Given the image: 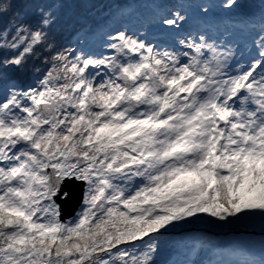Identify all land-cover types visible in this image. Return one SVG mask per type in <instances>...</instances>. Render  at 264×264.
<instances>
[{
	"label": "snow or ice",
	"instance_id": "obj_1",
	"mask_svg": "<svg viewBox=\"0 0 264 264\" xmlns=\"http://www.w3.org/2000/svg\"><path fill=\"white\" fill-rule=\"evenodd\" d=\"M22 2L11 20L0 4V264H157L181 222L264 220V0L258 21L240 0L197 5L199 30L174 5L156 20L172 46L120 27L100 55L55 47L54 6ZM72 182L82 209L64 223ZM225 251L207 264H264L243 242Z\"/></svg>",
	"mask_w": 264,
	"mask_h": 264
},
{
	"label": "rangeland",
	"instance_id": "obj_2",
	"mask_svg": "<svg viewBox=\"0 0 264 264\" xmlns=\"http://www.w3.org/2000/svg\"><path fill=\"white\" fill-rule=\"evenodd\" d=\"M260 0H240V2L242 4H244L246 7L248 5L251 6H255L257 5L259 7ZM170 2H172L173 6H178L183 4L185 6V14L188 16V24L185 25V27L191 28L193 30H199L202 26H203V18L198 14V10H197V5L200 4H205V5H209V4H218L220 3V0H171ZM172 6V8H173ZM165 10L164 12H166L168 9L166 6H156V8L152 9V13H154L156 16H159V11L161 10V8H164ZM245 7V8H246ZM260 8V7H259ZM260 10L255 9L254 13L248 12V16L254 20V21H258L259 20V16H260ZM163 12V13H164ZM259 13V14H257ZM92 16V15H91ZM90 16V17H91ZM145 15H143L144 17ZM88 17L89 22H93V19H95L97 16H92L91 18ZM131 17H133V15H131L129 18H126L124 15H122V17H120V20L118 21H114V24H116L113 28H128L134 32H137L138 34L147 37V39L151 40L154 43H157L159 45H161L162 47H170L174 44L175 40L177 39L176 37L173 36V34L171 32L168 31H162L163 34L161 36L158 37H151L149 34H147V32H149L151 29L153 28H158L156 23H151L148 24V26H144L142 27V29H140V25H133L129 23V20L132 19ZM143 17L141 19H143ZM218 18L219 20L215 19ZM210 19L212 21L215 22V24L217 25V27H213L211 29V34L214 36H218L219 33L221 31L224 30V26L225 24H227V18L224 17V12L219 9V8H213L212 9V14L210 16ZM143 21V20H141ZM149 25H152L154 27H151ZM148 27V29H147ZM216 29V31H215ZM110 30V31H113ZM109 31V32H110ZM108 32V33H109ZM246 37H247V33L243 32V33H237V38L239 39L240 44L243 46L246 43ZM57 38H62V36H58ZM107 38V34L104 35L102 38L94 40L93 42V46L95 47L96 50L94 52H92L93 54L96 55H100V54H105L106 53V48H105V40ZM83 43V40L81 41V45ZM85 44V43H84ZM64 47H71V48H80L79 44H74V42H69L64 44ZM86 48V47H85ZM90 48V47H89ZM87 49L86 51H89L90 49ZM90 52V51H89ZM29 66H31V61L29 62ZM32 75L31 73L28 74V77ZM21 78V77H20ZM23 79V78H21ZM26 79V78H25ZM26 81L23 84H21V86H25L26 85ZM82 208V205H81ZM74 217V216H73ZM70 218L68 221H65L66 218H64L63 220H61L64 223H67L69 221H72L74 218ZM214 219V218H213ZM216 224H211L212 228L211 229H207V228H201L200 233L201 236L198 237V240L196 241L195 244H197L196 248L200 249V253L199 256L197 257V261L198 264H207V261L209 259H216V250H217V244H219V242L221 243L222 241H220L222 238L225 240H230L232 244L236 243V242H246V240L248 239V234L249 232L253 231V236L250 239V244L253 247L252 251H251V255L253 258L259 260L262 257H264V250H262L261 244L262 242H264V220H261L259 217L256 218H252V219H242L240 221H236L232 224H227L224 222H219L216 221ZM245 226H249L248 229L245 230ZM256 226H259V228H257V230H253V228H256ZM179 227V229H183L185 228V224H183L182 222L177 226V228ZM227 228V230L223 233L222 231L223 228ZM172 228H170V230L168 232H165L161 242H160V254L157 258V262L158 261H163V259L165 258V256L168 254V250H170L172 247L169 244L168 246H166V244L168 243L169 239H174L175 241V237H173L174 232L171 231ZM212 232V233H211ZM214 242L215 244V248L209 249L207 247V242ZM248 242V240H247ZM175 243H178L175 241ZM179 244V243H178ZM245 245V244H244ZM233 251H235V249H233ZM227 253V252H226ZM226 258H234V257H230L228 256V254H226Z\"/></svg>",
	"mask_w": 264,
	"mask_h": 264
},
{
	"label": "trees",
	"instance_id": "obj_3",
	"mask_svg": "<svg viewBox=\"0 0 264 264\" xmlns=\"http://www.w3.org/2000/svg\"><path fill=\"white\" fill-rule=\"evenodd\" d=\"M149 1L151 0H48V2L54 6V23L51 28V34L55 37V40L52 41V44L59 48L61 45L64 46L65 43H68V41L74 42V44H79L82 40H84V42L86 40L89 41V36L92 32L100 27H108L110 20H113L116 15L122 13L123 15H126V18H129L131 15H136L138 11L147 10L149 8V4L147 6L146 4L149 3ZM4 3L12 4V10L6 18L8 20L13 18L16 9L24 7L22 0H0V4ZM91 15L97 16L93 19V22H89L88 20V17ZM58 36H62V38H57ZM55 54L56 53L52 51L51 48L45 49L42 53L38 52L37 56L39 59L34 58L30 60L31 66H37L41 69H45L47 65L43 62L44 58H50ZM28 74L30 73L26 72L17 76L20 86L26 79V84H28L35 78L32 75L28 77ZM2 88L3 84L0 83V89ZM202 215H204L203 219L189 223V225L200 227L217 224L215 219L207 217L206 214ZM248 228L249 226H245V230ZM257 228H259V226H256V229ZM173 229L175 230L177 227L172 228V230ZM199 229H192V234L183 232L189 235V237H186L187 239L185 240L187 247L181 251L175 246L174 251L182 255L183 258L187 257L188 251H186V249L193 245L194 240H196L198 236H201ZM179 234L180 233H177L175 236ZM157 264H160V261H158Z\"/></svg>",
	"mask_w": 264,
	"mask_h": 264
},
{
	"label": "water",
	"instance_id": "obj_4",
	"mask_svg": "<svg viewBox=\"0 0 264 264\" xmlns=\"http://www.w3.org/2000/svg\"><path fill=\"white\" fill-rule=\"evenodd\" d=\"M66 188L71 192V197L65 201L60 202L62 208V212L60 216L61 220L72 216L82 201L83 185L76 182H72L67 184Z\"/></svg>",
	"mask_w": 264,
	"mask_h": 264
}]
</instances>
